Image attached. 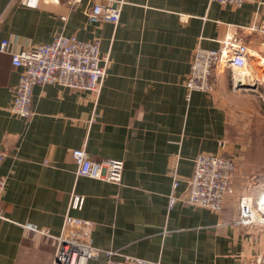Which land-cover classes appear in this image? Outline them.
I'll list each match as a JSON object with an SVG mask.
<instances>
[{
	"label": "crops",
	"instance_id": "crops-1",
	"mask_svg": "<svg viewBox=\"0 0 264 264\" xmlns=\"http://www.w3.org/2000/svg\"><path fill=\"white\" fill-rule=\"evenodd\" d=\"M110 1L40 0L33 7L0 0V30L10 51L64 34L98 39L100 54L110 59L97 94L34 85L33 114L25 119L9 110L20 68L10 53L0 52V147L6 151L0 264H53L66 215L92 221V244L102 250L164 264H264V226L238 222V197L255 193L248 175L233 176L234 192L219 212L180 199L169 205L172 173L181 179L179 197L195 156L235 157L243 148L244 122L259 114L260 86L251 79L233 86L234 69L218 64L209 93H188L184 79L195 47L219 48L228 26L238 28L250 53L264 55V0L239 7L123 0L117 24L87 20L94 3ZM252 61L249 56L246 65L255 79L261 74ZM79 147L93 160H122L121 183L76 175L70 151ZM72 194L83 197L81 208L70 206Z\"/></svg>",
	"mask_w": 264,
	"mask_h": 264
},
{
	"label": "built area",
	"instance_id": "built-area-1",
	"mask_svg": "<svg viewBox=\"0 0 264 264\" xmlns=\"http://www.w3.org/2000/svg\"><path fill=\"white\" fill-rule=\"evenodd\" d=\"M40 0H21V3L35 7ZM222 5L241 6L246 0H210ZM123 0H111L107 4L94 3L85 11L90 22L108 21L117 24ZM255 30L257 27H253ZM264 32V27L261 28ZM217 49L197 45L189 63L184 79L188 93L201 91L209 93L215 87V70L218 64L234 69L239 62L247 63L248 57L260 69V77L252 79V83L264 82V55L250 53L241 44L236 26H228L225 37ZM0 52L11 54V62L20 68L17 83L12 88V100L9 110L12 114L29 119L32 114L31 95L34 85L58 84L69 88L99 93L106 67L110 62L107 55H101L98 39L83 40L74 35L58 34L50 42L39 43L18 51H10V41L1 34ZM242 80L233 79V86L239 87ZM75 164V174L99 179L115 184L121 183L123 162L108 157L93 160L84 147L70 151ZM6 151L0 147V164ZM236 169L232 157L220 153L200 152L193 160V171L185 179L186 188L181 196H175V189L181 180L172 173V191L169 194V205L180 199L183 202L219 212L226 195L232 194V179ZM5 188V178L0 176V200ZM263 195L261 194V198ZM83 197L72 194L70 206L81 208ZM239 218L243 225L257 224L264 226V202H254L249 195L238 197ZM2 216L0 208V217ZM27 228L38 230L28 223ZM93 222L87 219L66 215L62 230L56 237L57 245L53 264H87L94 260L102 264H164L160 260L146 259L119 253L112 249H99L92 244L91 230Z\"/></svg>",
	"mask_w": 264,
	"mask_h": 264
},
{
	"label": "rangeland",
	"instance_id": "rangeland-1",
	"mask_svg": "<svg viewBox=\"0 0 264 264\" xmlns=\"http://www.w3.org/2000/svg\"><path fill=\"white\" fill-rule=\"evenodd\" d=\"M252 65L254 67L256 63L252 61ZM247 68L252 74L253 70L248 64ZM259 77L260 75L256 78ZM256 85L257 87L260 86L259 91L262 94L259 96L256 93L258 95L259 114L257 116L254 114L253 117H249L244 122L243 148L238 150L235 153V157L232 156V158L236 165L234 175L237 173L248 175L247 179H250L248 185L255 189V193L249 196L254 202H262L264 197V82H256ZM255 98L256 96L254 95L253 99ZM252 105H255L254 102H252ZM257 189H259V193L256 192ZM261 194L263 195L262 198Z\"/></svg>",
	"mask_w": 264,
	"mask_h": 264
},
{
	"label": "bare ground",
	"instance_id": "bare-ground-1",
	"mask_svg": "<svg viewBox=\"0 0 264 264\" xmlns=\"http://www.w3.org/2000/svg\"><path fill=\"white\" fill-rule=\"evenodd\" d=\"M240 64L234 67V72H235V79L236 80H242L244 84H251L248 83L249 79H253L251 77V73L247 68V65L244 62H239ZM263 194V193H262ZM261 196V195H260ZM260 200V199H259ZM262 202H264V197L262 199Z\"/></svg>",
	"mask_w": 264,
	"mask_h": 264
},
{
	"label": "water",
	"instance_id": "water-1",
	"mask_svg": "<svg viewBox=\"0 0 264 264\" xmlns=\"http://www.w3.org/2000/svg\"><path fill=\"white\" fill-rule=\"evenodd\" d=\"M239 85H240V86H247V85H244V83H242V84L240 83ZM240 86H239V87H240ZM249 87H250V86H249Z\"/></svg>",
	"mask_w": 264,
	"mask_h": 264
}]
</instances>
